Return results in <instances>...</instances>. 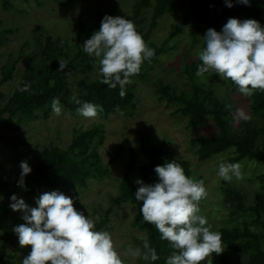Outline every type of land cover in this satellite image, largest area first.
I'll return each mask as SVG.
<instances>
[{"label":"rangeland","instance_id":"374dc122","mask_svg":"<svg viewBox=\"0 0 264 264\" xmlns=\"http://www.w3.org/2000/svg\"><path fill=\"white\" fill-rule=\"evenodd\" d=\"M136 1L138 0H7L8 7L4 8L3 1L0 0V31L13 30L12 34L0 37V81L4 71L16 63L11 78L0 86V109L12 96L14 88L29 66L30 59L40 54L46 37L61 40L59 46L73 48L80 23L86 28L92 27L96 12L130 19L131 8ZM154 1L150 0L151 7ZM190 1L178 0L176 9L170 13L166 12L152 32L150 41L159 46L174 32L176 26L186 22L184 30L168 41L167 47L171 50L161 55L157 62L150 64L148 78L137 84L136 111L133 117L117 114L101 121L98 116L86 118L78 112L63 109L61 116H56L51 111L45 119L43 112H40L33 121L22 122L19 126L13 124L18 127L15 132L0 126V196L3 197L0 200V209L7 203V194L20 178L21 161L26 160L32 169L31 173L24 177V185L29 189L41 161L43 147L64 149L77 131L100 125L103 143L97 144V155L108 175L101 181H90L86 189L58 191L72 197L74 207L96 223L108 220L100 231L111 234L123 264H139L140 257L134 258L129 249L140 248L135 242L140 243L146 235L142 230L132 227L138 212L136 205L131 203L114 205L112 202L119 195L118 186L125 174L129 176L132 184H136L138 168L146 163L140 151L142 146L149 148L165 143L166 148L170 150V155L166 158L168 162L173 160L190 162V168L194 171L192 178L194 180L200 178L206 189L207 195L199 201V215L207 219L206 226L210 227V230L219 231L221 228H231L239 223L241 215L228 216L221 197L225 188L221 186V182H227L232 191L242 194L245 205H253L256 194L263 192L264 183L259 176L264 174V165L249 160L242 161L240 163L242 179L233 177L230 181L223 180L218 176V166L225 162L231 153L227 152L214 156L204 163H198L195 157L196 149L190 143L192 138L203 134L211 135L214 131L212 124L204 128L186 129V120L178 116L170 117L177 106L173 104L165 108V103L159 102L155 93L154 84L158 81L169 83L178 91L190 93V82L183 74V69L186 64L197 61L203 36L209 29L200 26L190 15ZM151 13L152 8L142 10L141 18L146 20L143 28L147 27ZM194 40L196 42L193 44ZM99 67V61L95 59L90 71V80L87 82L100 78ZM80 79L81 76L73 74L68 81L71 93L75 97L79 94L76 83ZM194 82L203 90L212 91L231 110L230 125L233 133L239 132L242 123L246 121L259 124L249 111L250 97L231 94L225 80L214 71L205 73L204 79L195 77ZM241 111L248 119L245 120L239 115ZM140 138L147 141V144ZM11 140H17V143L12 145ZM119 147L121 151L118 157L111 162ZM132 156L136 163L128 174V164ZM36 191L38 192L36 196L22 198L29 207L37 206L35 200L41 194L51 192L42 184L36 185ZM22 215V212L11 209L8 218L3 222V228L0 227V235L4 230L14 233V226L25 223ZM247 216L250 218L253 215ZM30 250V245L21 247L18 242L12 245L7 240L0 239V264H22V259ZM229 256L232 264L238 263L240 259L238 254L230 253Z\"/></svg>","mask_w":264,"mask_h":264},{"label":"trees","instance_id":"16d2710c","mask_svg":"<svg viewBox=\"0 0 264 264\" xmlns=\"http://www.w3.org/2000/svg\"><path fill=\"white\" fill-rule=\"evenodd\" d=\"M3 1V7H8L7 0ZM178 0H155L151 7L150 0H138L131 8L130 20L134 23L136 30L142 35L148 47L154 49L155 55L150 60H145L141 66L138 75L130 78L131 82L125 85V95L120 96L119 85L115 89L109 88L101 83L102 76L94 81L90 80L92 66L95 58L89 56L83 50V43L100 28L101 20L106 15L96 12L95 23L92 27L86 28L83 23L79 24V30L74 41V47L69 48L66 45L59 46L61 40L46 37L44 46L40 54L34 55L29 66L22 75L19 84L14 88L12 96L7 100L4 107L0 109V126L11 131H17L18 125L22 122L33 121L37 118V113L43 112V117L48 118L52 111L51 102L53 98H58L63 109L77 112L80 105L76 104L69 88V78L74 75L81 76L76 83L79 94L77 98L82 102H91L102 106V111L98 112L101 121L107 120L110 115L123 114L125 117H133L136 111V89L137 84L144 82L148 78V66L157 62L161 55L168 53L171 48L167 47L169 40L184 30V21L182 25L176 26L174 32L168 36V39L161 45L153 44L150 41L152 32L156 29L159 19L166 12H173L177 7ZM233 7L225 5L224 0H191L190 15L202 27L206 26L216 31H220L222 26L230 17L243 19H255L264 25V0H250V5L236 3L232 0ZM152 8V13L146 28H143L145 18H141V12L144 9ZM1 26V22H0ZM13 30L0 31V37L12 34ZM196 40L192 43L194 44ZM206 45L202 41L200 51ZM74 50V51H73ZM73 51V52H72ZM59 61L66 62L63 70L59 68ZM202 61L186 64L183 74L190 82V93L178 91V89L169 84L158 81L154 84L155 93L159 102L165 103V108L175 104L177 107L173 110L171 118L178 116L186 120V129H196L213 126L211 135H200L190 140L191 145L196 149L195 157L198 163H204L214 156L231 153L226 159L227 163H241L249 160L257 164L264 165V91L256 89L250 97L249 111L255 116L259 124L246 121L242 123V129L233 133L230 125L231 110L227 105L220 101L210 90H203L199 84H195L194 78L198 66ZM34 64V65H33ZM16 63L4 71L0 86L6 83L14 71ZM228 91L231 94L241 95L238 86L230 79L225 80ZM29 85L27 91H20L25 85ZM1 98V96H0ZM16 119V123L14 120ZM98 127L77 131L64 148L43 147L41 150V161L38 165L33 184L28 189L25 185L14 184L13 189L7 194V203L0 209V227L3 228V222L10 214L9 207L10 196L15 194L17 198H27L36 196V185L42 184L48 190L70 191L74 188L86 189L90 181H101L107 175L108 171L101 165V160L97 155V144L103 143V132ZM144 144L147 141L140 138ZM147 140V138H146ZM98 141V142H96ZM17 140H11L14 145ZM165 143L150 146H142L140 151L143 160L146 163L138 168V177L146 184H155L158 182V176L154 172L157 165H164L168 162L166 159L170 155V150ZM96 148V149H95ZM121 147L117 150L111 162L118 157ZM187 176L192 178L193 170L190 168V162L177 160ZM135 159L130 157L128 164V174L135 167ZM264 183V174L259 176ZM200 181V178H195ZM223 185L222 201L227 208L228 216L234 217L241 215V220L236 226L231 228H221L218 232L222 234V247L224 251L220 254L213 253L209 256L208 264H232L230 253L238 254L237 264H264V188L263 192L257 193L253 205H245V198L242 194L232 191L227 182H221ZM138 188L137 184H132L129 176L125 174L119 183V195L112 202L114 205L122 203H131L137 206L138 212L134 217L132 227L142 230L151 248H154L159 256L156 261L140 258L139 264H166V259L176 250L172 249L167 240L160 238V233L154 225L143 220L140 213L141 202L136 201L134 193ZM232 189V190H231ZM248 214L253 216L249 218ZM108 220L104 219L100 223L95 222V230L100 231L106 226ZM0 239L7 240L10 244L18 242L15 233L3 231ZM141 248V253L147 252L143 248V241L135 242ZM1 252V251H0Z\"/></svg>","mask_w":264,"mask_h":264},{"label":"clouds","instance_id":"9594fccd","mask_svg":"<svg viewBox=\"0 0 264 264\" xmlns=\"http://www.w3.org/2000/svg\"><path fill=\"white\" fill-rule=\"evenodd\" d=\"M227 7H233L232 0H224ZM236 3L250 5V0H236ZM206 45L198 53L202 63L196 76L204 79L205 73L214 71L221 79L231 80L245 96L253 91H264V25L255 19L230 17L218 32L209 28L203 36ZM83 50L99 61L101 83L111 89L120 87V96L125 95V85L130 78L138 75L145 60H150L154 49L147 46L142 35L129 18L105 15L98 31L83 43ZM66 62L59 61L63 70ZM25 84L20 91H27ZM77 112L86 118H95L102 106L82 102ZM51 108L56 116L62 115V105L53 98ZM243 119L248 117L241 111ZM18 185L24 186V177L31 173L29 163L19 164ZM154 172L158 176L155 184H146L137 178L134 196L141 202L140 213L143 220L155 226L162 240H167L174 251L166 264H207V258L224 251L222 234L206 226L207 219L199 215V201L206 195L203 181L187 176L182 166L175 160L157 165ZM218 176L225 181L233 177L242 179L241 164L221 162ZM3 197L0 196V200ZM9 207L23 213L25 223L14 226L21 247L31 246L22 264H123L110 233L95 230V221L74 207L72 197L53 190L45 192L35 200L36 207H29L22 198L10 196ZM140 248L129 249L130 254L145 260L159 259L151 248L147 237Z\"/></svg>","mask_w":264,"mask_h":264}]
</instances>
